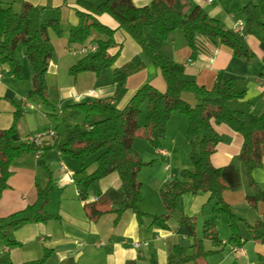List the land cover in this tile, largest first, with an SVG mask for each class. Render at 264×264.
Returning a JSON list of instances; mask_svg holds the SVG:
<instances>
[{"label":"trees","instance_id":"1","mask_svg":"<svg viewBox=\"0 0 264 264\" xmlns=\"http://www.w3.org/2000/svg\"><path fill=\"white\" fill-rule=\"evenodd\" d=\"M246 15V32L259 29L264 33V0H256L255 5H247L243 9ZM76 15L79 23L72 27L68 34L72 43L85 46L92 35L103 37L94 53L85 55L69 68L68 75L74 80L82 73H94L99 76L108 69L113 70V83L116 86L115 96L124 89L128 78L147 65L144 62H127L115 67L121 46L115 41L116 30L103 25L98 17L108 15L118 24L119 29L129 35L141 48L150 64L161 72L166 82V91L160 92L149 82L142 85L129 100L125 108L118 110L110 101H84L70 105L69 109L81 110L85 113L84 124L65 123V136L51 137L48 146L28 144L19 134L17 125L24 113L17 108L14 123L8 128L0 129V202L3 193L9 189V181L13 176L14 162L24 155L57 151L60 155L81 163V169L73 174L74 183L85 199L89 187L113 173H118L122 182L126 199L122 207L115 212L116 220L131 211L137 217L139 225L144 219H151V226L168 229L167 222L176 215L177 202L186 194L198 195L209 193L214 202V213L224 215L228 219L231 232L228 242L222 243L215 226L206 222L203 226V237L196 235V217L182 216L180 223L193 237L191 252L177 245L174 247L175 258L166 264H205L208 257L220 253L227 245L235 249L243 248L247 239L241 231L244 223L252 239L264 242V223L250 225L238 218L225 202L226 191H238L242 188L241 171L235 164L221 168L212 165L211 157L220 144L230 142V137L221 134L218 127L226 126L243 137V146L238 159L245 167L248 185L253 195L247 198L248 204L256 209L264 202V191L255 181L253 173L264 168V113L255 115L232 108V102L245 99V93L238 92L232 81L223 82L221 76L211 89L198 85L184 78L182 64L175 62L148 39L147 31L154 42L164 43L176 31H182L188 46L195 51L197 36L211 37L230 49L234 56L248 61L254 54L246 49L241 40L231 31L224 30L218 21L210 19L204 9L199 6L191 8L187 0H153L149 5L136 7L133 0H102L94 5L90 0H77ZM50 32L57 36L64 35L59 19L44 20L43 9L24 3L20 12L12 5L0 0V65L8 68V75L21 79V61L18 55L20 47L24 49L31 67L33 89L29 95L49 103L47 74L50 69L54 48L51 44ZM118 48L114 54L112 50ZM184 93L193 94L198 104L192 106L185 100ZM145 108V124H139V117ZM173 114L183 115L188 122L187 142L189 157L193 169H183L178 178H174L161 192L166 214L162 216L148 215L141 211L142 184L138 175L153 165V161L145 162L134 150L136 139L147 141L158 149L166 138L168 126ZM57 135V134H56ZM95 159L96 169L88 172L86 162ZM53 191L51 174H48L46 186L36 182V201L27 208L0 217V240L7 248L21 246L13 233L24 225L46 223L50 216L45 207ZM92 218L101 217L104 212L89 206ZM205 240H209L214 250H207ZM38 261L22 264H45L50 256ZM1 264H13L6 259ZM151 264H159L152 260Z\"/></svg>","mask_w":264,"mask_h":264},{"label":"crops","instance_id":"2","mask_svg":"<svg viewBox=\"0 0 264 264\" xmlns=\"http://www.w3.org/2000/svg\"><path fill=\"white\" fill-rule=\"evenodd\" d=\"M152 1L133 0V3L136 7H143ZM187 1L191 8L201 7L209 18L218 21L224 30L236 34L244 47L254 54V59L248 61L238 58L214 38L204 36H197L193 51L188 46L182 31L174 32L164 43H151L166 56L183 65V75L187 80L208 89L214 87L218 76H221L223 82L232 81L236 91L245 93L244 100L231 103L233 109L252 112L255 115L264 113V86L259 81L264 75V33L259 29L247 33L245 29V35L241 36L234 29L240 21L246 25L243 9L247 5H255L256 0ZM3 2L12 5L14 10L17 4L20 6L19 9H22L24 3H29L43 9L44 20H60L64 35L50 34L54 55L47 77L48 80L52 79L51 85L58 91L61 117L64 115L66 105L79 103L71 98V94L76 93L73 90L77 85L80 87L81 83L85 84L80 87V93L95 91V94L89 96L86 101H110L118 110L125 108L137 90L147 82L160 92L166 91V82L161 72L150 64L141 48L129 35L120 30L119 24L108 15H101L98 19L103 25L116 30L115 41L121 48L115 67L127 62H144L147 67L130 76L124 89L117 96H115L116 86L113 83L112 69L105 70L99 76L94 73H83L76 80L71 77L69 86L64 85V76L61 73L67 74L69 68L84 57L73 54L81 45L72 43L68 34L69 30L79 23L76 15L77 0H3ZM90 2L99 5L102 0H90ZM262 20L264 21V15ZM94 35L87 45H99L100 41L104 40L103 37ZM117 51L118 48L111 53ZM211 60L213 61L210 62ZM20 61L23 70L21 80L9 76L8 68L0 65L2 74L0 129H8L13 125L14 113L19 108L24 113V117L17 128L24 141L29 135L55 130L49 127L39 131L37 116L31 112L37 111V107L27 97V92L30 93L33 89L32 77L31 80L29 79L31 84L24 85L25 72L30 66L22 52ZM69 98L72 102L65 104ZM182 98L192 106L198 104V99L193 94L184 93ZM178 115L181 114L172 115L166 138L162 140L158 149L150 146L147 141L148 144H145L143 139H136L134 142V150L143 160L154 162L151 167L144 169L138 175V180L142 184L140 209L148 215L166 214L161 192L166 190L167 185L174 178L180 176L181 170L193 169L186 138L188 122L186 118H179ZM68 116V120L66 116L63 117L67 122H76V124L85 122V116L81 111H70ZM218 131L229 136L231 140L227 144L218 146L211 157L213 167L221 168L235 164L239 167L242 176V188L238 191L224 192L223 198L234 215L244 222L250 225L257 222L264 223V202L253 209L247 201V198L253 195V190L248 185L245 167L238 159L243 146V137L226 126L218 127ZM56 134L60 136L57 132ZM44 141L48 146L53 138L46 137ZM162 151L164 154L161 153ZM54 152L57 151L24 155L12 166L13 176L9 181L10 187L3 193L0 202V217H7L32 205L37 198L36 182L46 186L48 174H51L53 191L45 207L50 219L46 223L24 225L14 231L15 239L21 243L19 247L7 248L0 240V264L6 259H10L13 264L38 261L48 252L51 254L45 264H151L152 260L166 264L175 258L174 247L177 245L191 252L193 237L180 223L182 216L196 217L197 237H203L204 224L211 222L222 243L228 242L231 235L228 219L224 215L214 213L215 205L210 201L209 193L186 194L180 198L177 202L176 215L167 222L166 230L151 226L150 218L144 219L140 226L136 215L131 211H126L118 221H115V212L122 207L126 199L119 174L113 173L93 183L84 199L80 195L79 187L69 178L81 169V165L67 160L68 157L60 155L59 152L53 156ZM95 169L96 164L88 167V172L92 173ZM253 176L264 191V168L256 170ZM89 206L105 214L92 218L88 210ZM240 228L247 239L246 245L239 249L238 253L234 251L232 245H227L220 253L208 257L205 264H264V242L253 240L244 223L240 224ZM100 243L104 245L99 246ZM135 244L139 246L135 247ZM204 244L207 250L215 249L209 240H205Z\"/></svg>","mask_w":264,"mask_h":264},{"label":"rangeland","instance_id":"3","mask_svg":"<svg viewBox=\"0 0 264 264\" xmlns=\"http://www.w3.org/2000/svg\"><path fill=\"white\" fill-rule=\"evenodd\" d=\"M19 4H17V6L15 7L16 8V12H20L21 11V8L19 9ZM52 32H50V34H51ZM147 37L149 38V40H150V42H154V40H153V38H152V36H151V34L149 33V31H147ZM94 36H99V35H94ZM100 37V36H99ZM21 52H22V54H24V49H23V47H20L19 48V50H18V55H19V58H20V54H21ZM26 57V56H25ZM145 58H146V56H145ZM147 59V58H146ZM26 61H27V63H29V60L27 59V57H26ZM29 66H30V63H29ZM21 67H22V63H21ZM22 72H23V70H22V68H21V79H22ZM62 72V71H61ZM49 73V72H48ZM87 73H90V72H87ZM62 74V76H64V79H63V82H64V85H68L69 86V84H71V81H72V79H71V77L68 75V73L67 74H65L64 72L63 73H61ZM83 74V73H82ZM69 76V77H68ZM31 77H32V73H31V67L27 70V72H25V80H24V85L26 86L27 84H31V83H29L30 82V80H31ZM68 78V79H67ZM21 79H17V80H21ZM30 79V80H29ZM29 80V81H28ZM51 81H52V79L51 80H48V77H47V83H48V95H49V98H48V100H49V103L48 104H46V103H43L39 98H37V97H33V96H31V95H29V93L27 92V97L29 98V100H30V102H32V103H34L35 105H36V107H37V111H31L34 115H36L37 116V123H38V125H39V127H40V130L39 131H43L44 129H48L49 127H52V128H54V130L60 135V139H63L64 138V136H65V123H69V122H67V121H65L64 120V118H65V116H66V120H68L69 118V116L68 115H70V111H81V110H74V109H69L68 107L70 106V105H73V104H70V105H66L65 107H64V115H63V117H61L60 115H59V98H58V96H57V93H58V91L55 89V87L54 86H52L51 84H53V83H51ZM21 82V81H20ZM85 83H81L80 84V87H82L83 85H84ZM80 87H79V85H77V87L73 90L74 92H76L77 94H87L89 91H87V92H84V93H80ZM71 90H72V88H70ZM28 91H29V89H28ZM51 92V93H50ZM89 96H87L86 98H84V100L82 101V102H84V101H86V99L88 98ZM70 102H72V100L69 98V100H68V102H65V104L66 103H70ZM83 114H84V116H85V113L83 112V111H81ZM48 115V116H47ZM179 116V118H185V117H183V115H178ZM85 119H86V117H85ZM139 122H140V126L143 128V126H144V124H145V108L143 109V113H142V115L139 117ZM69 124H76V122H70ZM144 143L145 144H148L146 141H144ZM56 153L57 152H54L53 154L52 153H50V154H52L53 156H55L56 155ZM49 154V155H50ZM51 155V156H52ZM97 156L98 155H95V156H93V157H91L90 159H88V161L86 162V165L88 166V167H91V166H93V165H95V159L97 158ZM67 160H70V161H72V162H74L75 164H79V165H81V163L80 162H77V161H73V160H71L70 158H67Z\"/></svg>","mask_w":264,"mask_h":264},{"label":"built area","instance_id":"4","mask_svg":"<svg viewBox=\"0 0 264 264\" xmlns=\"http://www.w3.org/2000/svg\"><path fill=\"white\" fill-rule=\"evenodd\" d=\"M208 2H212V0H207ZM235 31L237 32L238 35H245V29H246V25L244 22L240 21L238 22L235 27H234ZM98 50V46L94 45V44H88L85 46H81L80 49L76 50L73 54H80V55H88L91 53H94ZM213 60H211L210 62H212ZM2 77V74L0 72V78ZM260 83L264 86V75L260 78ZM95 91L91 90L89 91L87 94H76V93H72L71 94V98L76 100L77 102H82L84 100V98H86L87 96H91L94 95ZM56 132L53 130H48L43 134H35V135H29L24 139V142L28 143V144H35V145H42L44 142V139L46 137H56ZM161 153L164 154V152L162 151ZM71 182H73V176L70 175L69 176ZM104 245L103 243H100L99 246ZM139 244H135V247H138ZM236 253L239 252V249H235L234 250Z\"/></svg>","mask_w":264,"mask_h":264}]
</instances>
